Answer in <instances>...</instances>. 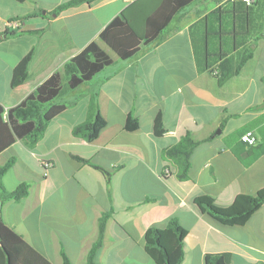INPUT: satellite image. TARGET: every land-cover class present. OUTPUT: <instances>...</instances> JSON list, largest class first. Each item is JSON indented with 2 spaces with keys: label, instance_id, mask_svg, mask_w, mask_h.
Returning <instances> with one entry per match:
<instances>
[{
  "label": "crops",
  "instance_id": "0c3cea01",
  "mask_svg": "<svg viewBox=\"0 0 264 264\" xmlns=\"http://www.w3.org/2000/svg\"><path fill=\"white\" fill-rule=\"evenodd\" d=\"M32 1L0 0V34H15L0 42L5 110L52 73H62L91 42L76 46L81 25L95 22L98 37L134 0H97L53 16L68 1L58 0L42 5L35 28L26 25L34 18ZM30 51L29 78L12 89V71ZM207 52L210 62L224 54L213 66L215 73H230L222 84L203 69ZM245 54L250 57L232 73ZM111 57L115 64L57 100L65 110L36 143L15 139L0 152V166L15 158L2 177L5 189L30 183L25 198L2 202L3 222L51 264H63L62 251L71 264H85L107 212L96 264H154L144 249L145 232L165 228L171 218L187 231L181 264H205L207 254H226L231 264H264V204L243 226L221 225L193 205L206 195L226 207L237 195L264 188V153L245 164L251 148L234 137L249 127L259 140L252 149L264 145V0L237 7L233 0H197L171 20L157 43L125 63ZM95 94L107 125L88 142L73 129L89 118ZM158 114L165 130L161 138L153 136ZM129 115L139 123L134 132L124 129ZM186 134L204 141L190 156L188 179L180 181L163 151ZM100 169L110 173L109 180Z\"/></svg>",
  "mask_w": 264,
  "mask_h": 264
},
{
  "label": "trees",
  "instance_id": "16d2710c",
  "mask_svg": "<svg viewBox=\"0 0 264 264\" xmlns=\"http://www.w3.org/2000/svg\"><path fill=\"white\" fill-rule=\"evenodd\" d=\"M24 2L25 0H15ZM97 0H68L51 14L80 5L90 6ZM197 0H134L123 11L114 17L99 33L98 39L104 43L117 57L118 62L125 63L137 55L142 49L157 43L171 20L183 9ZM235 7L243 0H233ZM214 13L207 15L209 22ZM19 35L24 33L18 29ZM10 35L8 31L0 34ZM32 51L23 57L14 67L10 86L16 88L29 78V63ZM209 52L205 54L203 69L210 71L222 84L228 74L214 72V63L221 60L224 54L219 53L213 62L208 61ZM245 54L238 67L232 73H237L242 64L249 58ZM115 64L112 57L103 50L98 43L91 41L63 67V72H54L46 78L34 91L28 94L20 103L5 110L0 105V152L11 145L15 139L25 140L33 145L43 135L48 123L65 110V105L57 100L64 94L75 90L82 84L90 81L105 68ZM90 116L83 123L73 129V134L88 142L95 140L99 133L106 127L107 121L99 111L97 95H93L89 104ZM139 128L137 119L129 115L124 123L127 132H134ZM250 128H244L234 134L239 140L242 133ZM165 130L162 117L158 114L154 119L153 136L161 138ZM204 140H199L186 134L179 143L167 147L163 156L171 160L177 168L176 176L180 181L187 180L191 167L190 156L193 150ZM248 152L249 158L245 164H249L264 153V145H259ZM74 159L89 163L88 160L74 157ZM15 158H10L0 166V201H20L28 195L30 183H22L15 190L7 191L2 183L3 175L14 164ZM96 167V166H94ZM99 169V168H97ZM110 178V173L100 169ZM264 204V188L255 195L239 194L233 203L221 207L208 196L203 195L194 199L193 205L200 214H205L212 220L225 226H243L250 217ZM110 212L103 213L98 221V239L93 243L86 257L85 264H96V254L101 246L102 235ZM187 231L179 224L176 218H171L166 227H155L146 230L144 235V249L154 264H181L185 258L184 240ZM13 256L17 264H51L22 236L11 232L10 228L0 217V264H10ZM63 264H71L62 251ZM205 264H231L230 257L226 254H207Z\"/></svg>",
  "mask_w": 264,
  "mask_h": 264
},
{
  "label": "rangeland",
  "instance_id": "374dc122",
  "mask_svg": "<svg viewBox=\"0 0 264 264\" xmlns=\"http://www.w3.org/2000/svg\"><path fill=\"white\" fill-rule=\"evenodd\" d=\"M58 0H36V1H32L30 4H36L34 5L35 9L32 11V15H34L33 19H28L26 21V25L27 27H37L38 24L40 23V19L42 18V14H43V10L41 9L42 5H52L54 3H57ZM65 3V2H63ZM76 23H81V20L79 18H75ZM77 29H78V25H77ZM97 29V24L93 21H91L90 23H86L85 27L83 28V26L81 25V30L80 31H76V46L80 47L81 45H84L85 43H87V41H95L96 43L99 44V46L105 50L110 56H114V53L104 44L102 43L97 36H95V32ZM33 47L35 48V42L32 44ZM34 52H36V48L34 50ZM2 90H0L1 92Z\"/></svg>",
  "mask_w": 264,
  "mask_h": 264
},
{
  "label": "built area",
  "instance_id": "2783aa9c",
  "mask_svg": "<svg viewBox=\"0 0 264 264\" xmlns=\"http://www.w3.org/2000/svg\"><path fill=\"white\" fill-rule=\"evenodd\" d=\"M243 1L247 3L252 2V0H243ZM258 141L259 140L256 133L252 130H248L242 133L239 137V142L248 148L256 146L258 144Z\"/></svg>",
  "mask_w": 264,
  "mask_h": 264
},
{
  "label": "water",
  "instance_id": "95a60500",
  "mask_svg": "<svg viewBox=\"0 0 264 264\" xmlns=\"http://www.w3.org/2000/svg\"><path fill=\"white\" fill-rule=\"evenodd\" d=\"M53 16H55V15H53ZM217 133H219V132H217ZM0 206H1V201H0ZM11 258H12V260L17 264L15 258H14L13 256H11Z\"/></svg>",
  "mask_w": 264,
  "mask_h": 264
}]
</instances>
